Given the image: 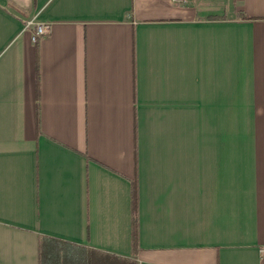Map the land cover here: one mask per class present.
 Here are the masks:
<instances>
[{
    "label": "crops",
    "instance_id": "0c3cea01",
    "mask_svg": "<svg viewBox=\"0 0 264 264\" xmlns=\"http://www.w3.org/2000/svg\"><path fill=\"white\" fill-rule=\"evenodd\" d=\"M133 182L138 264H264V0H0V264L133 257Z\"/></svg>",
    "mask_w": 264,
    "mask_h": 264
},
{
    "label": "trees",
    "instance_id": "16d2710c",
    "mask_svg": "<svg viewBox=\"0 0 264 264\" xmlns=\"http://www.w3.org/2000/svg\"><path fill=\"white\" fill-rule=\"evenodd\" d=\"M240 16L244 19L250 18L243 13H240ZM211 18L216 17L212 16ZM137 239V189L133 182L131 231V248L133 257H121L114 254L100 252L86 246L43 236L39 241V264H138L134 257L138 248Z\"/></svg>",
    "mask_w": 264,
    "mask_h": 264
},
{
    "label": "built area",
    "instance_id": "2783aa9c",
    "mask_svg": "<svg viewBox=\"0 0 264 264\" xmlns=\"http://www.w3.org/2000/svg\"><path fill=\"white\" fill-rule=\"evenodd\" d=\"M27 28H31L30 40L33 44H36L40 38L47 35L51 30L50 22L37 21V15L28 19L25 23Z\"/></svg>",
    "mask_w": 264,
    "mask_h": 264
}]
</instances>
